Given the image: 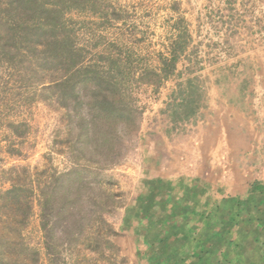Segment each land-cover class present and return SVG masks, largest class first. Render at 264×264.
<instances>
[{"label":"crops","instance_id":"crops-1","mask_svg":"<svg viewBox=\"0 0 264 264\" xmlns=\"http://www.w3.org/2000/svg\"><path fill=\"white\" fill-rule=\"evenodd\" d=\"M175 8L158 53L174 64L142 114L116 264H264V80L243 82V8L264 22V0Z\"/></svg>","mask_w":264,"mask_h":264},{"label":"rangeland","instance_id":"rangeland-1","mask_svg":"<svg viewBox=\"0 0 264 264\" xmlns=\"http://www.w3.org/2000/svg\"><path fill=\"white\" fill-rule=\"evenodd\" d=\"M175 13V0H88L84 12L73 11L65 17L87 60L98 53L105 58L111 51L115 58L121 55L116 80L127 89L126 97L138 109L136 116L142 112L138 131L148 99L157 94L165 78L158 71L162 62L158 53L175 35ZM205 25L201 30L208 35ZM212 39L205 38L207 46ZM30 60V70L0 63V264L119 263L115 228L131 195L140 137L137 133L118 140L114 166L97 174L94 170L82 173L99 203H105L104 194L114 199L106 204L108 212L103 210L105 205L93 211L87 206L92 214L83 215L88 220L83 232L70 242L57 241L56 255L48 256L40 230V190L73 166L71 147L79 127L74 104L69 101L64 109L55 89L40 86H48L58 75L47 70L37 72L36 60ZM99 65L107 67L104 60ZM255 77L264 80V22L255 9L243 8V82ZM92 92L89 87L82 97L81 112L88 118L93 112L88 107L94 100ZM196 96L190 95L193 99ZM11 189L15 192L9 198L6 192ZM101 212L107 213L105 221L115 232L107 247L102 240L106 234L99 219Z\"/></svg>","mask_w":264,"mask_h":264},{"label":"trees","instance_id":"trees-1","mask_svg":"<svg viewBox=\"0 0 264 264\" xmlns=\"http://www.w3.org/2000/svg\"><path fill=\"white\" fill-rule=\"evenodd\" d=\"M86 4L88 0H0V63L9 68L30 70L33 63L30 59L34 58L37 72L56 73L58 76L48 86H40L55 89L64 109L68 108L69 101L74 104L79 127L76 142L71 147L73 166L68 172L55 175L53 181L40 190V230L48 256L56 255L57 241L70 242L83 232L88 221L84 219L85 213L92 214L99 205H105L103 210L108 212L106 204L113 201V195L103 192L105 203L100 204L82 173L94 170L97 174L114 166L115 144L123 136L137 135L142 113L136 116L138 109L126 97L127 89L116 80L121 55L115 58L111 51L105 58L98 53L87 60L76 44L77 39L65 17L73 11L81 13ZM110 47L114 49L113 44ZM103 60L106 68L99 65ZM161 63L166 67V71H162L166 77L174 59ZM89 87L93 89L94 98L88 104L89 111L93 110L90 118L81 112L82 97ZM72 175L75 176L72 178ZM14 192L8 190L6 195L9 197ZM106 214L101 212L99 219L105 226L106 235L102 240L107 247L111 246L115 232L106 223Z\"/></svg>","mask_w":264,"mask_h":264},{"label":"built area","instance_id":"built-area-1","mask_svg":"<svg viewBox=\"0 0 264 264\" xmlns=\"http://www.w3.org/2000/svg\"><path fill=\"white\" fill-rule=\"evenodd\" d=\"M222 34H224V33H221L220 32V34L217 36V37H219L220 39H222L221 37H222Z\"/></svg>","mask_w":264,"mask_h":264}]
</instances>
